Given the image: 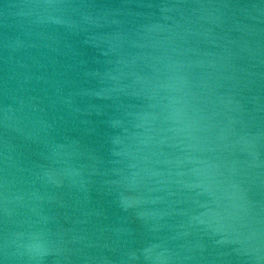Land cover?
Returning a JSON list of instances; mask_svg holds the SVG:
<instances>
[{
	"label": "water",
	"instance_id": "1",
	"mask_svg": "<svg viewBox=\"0 0 264 264\" xmlns=\"http://www.w3.org/2000/svg\"><path fill=\"white\" fill-rule=\"evenodd\" d=\"M0 264H264V0H0Z\"/></svg>",
	"mask_w": 264,
	"mask_h": 264
},
{
	"label": "clouds",
	"instance_id": "2",
	"mask_svg": "<svg viewBox=\"0 0 264 264\" xmlns=\"http://www.w3.org/2000/svg\"><path fill=\"white\" fill-rule=\"evenodd\" d=\"M23 247L31 257L41 256L47 251L42 244H27Z\"/></svg>",
	"mask_w": 264,
	"mask_h": 264
}]
</instances>
